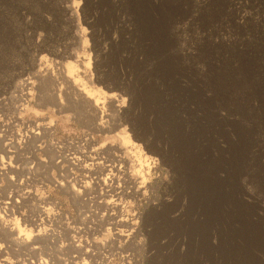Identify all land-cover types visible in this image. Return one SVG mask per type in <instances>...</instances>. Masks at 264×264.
Segmentation results:
<instances>
[{
	"label": "rangeland",
	"instance_id": "1",
	"mask_svg": "<svg viewBox=\"0 0 264 264\" xmlns=\"http://www.w3.org/2000/svg\"><path fill=\"white\" fill-rule=\"evenodd\" d=\"M76 55L89 63L92 89L114 95L96 116L105 131L68 99L54 104L40 71L75 68ZM37 125L60 140L92 133L88 150L109 158L128 134L154 161L144 177L120 163L124 182L113 186L123 184V196L103 195L96 179L118 169L77 166L87 184L70 182L74 193L56 181L51 130L19 140ZM2 127L16 145L10 157L0 145V199L12 197L5 217L18 227H0V243L15 249L0 254L10 264H264V0H0ZM52 205L60 213L41 208ZM120 217L132 231L114 224ZM19 230L35 242L17 244ZM73 234L83 241L71 244Z\"/></svg>",
	"mask_w": 264,
	"mask_h": 264
},
{
	"label": "bare ground",
	"instance_id": "2",
	"mask_svg": "<svg viewBox=\"0 0 264 264\" xmlns=\"http://www.w3.org/2000/svg\"><path fill=\"white\" fill-rule=\"evenodd\" d=\"M77 4H78L77 2L73 1V3L70 6H68L69 10L75 11V9L78 6ZM77 36L78 37L84 36V29L79 28L77 31ZM75 63H76L75 68L72 64H65V65H61L59 67H54V69H55L54 71H56V74L54 73L52 68L47 67V66H46L47 68L45 67V69L43 68L42 70H40L42 72H45L46 74L48 73L51 76L52 82H50L51 85L49 86L48 91L52 97V100L54 101V104H56L57 106H63V98L68 99V102H69L68 106L78 107L77 109H79V112H80L79 116L81 118L86 119V121L90 125L97 128L98 130L105 131V130H107L106 125L104 123H102V121L96 122V116L98 114H100V112H103V104L104 103H108L110 106L113 104L114 95H112V94L100 95V93L96 92V91H99V89H96V88H95L96 90L92 89L95 87V85H94L95 80L92 77V73H91L89 65H88L89 63L85 62V60L82 56L76 55ZM40 77H42V74L40 75ZM81 78H85L86 81L81 82L80 81ZM42 79L45 80V78H42ZM59 79H61V81H59ZM23 92L21 93L22 95L24 94ZM85 124H87V123H85ZM10 127H17V124L16 123L11 124ZM49 130H51L50 131L51 138L47 144L51 145V149L53 150L54 155H56V157H58L55 164L60 171L58 176L56 177V179H57L56 181H58V184H60V185H62L63 182H66L65 186L67 187V189L69 188V190H72L74 193L79 194L81 191L76 189L73 186V184H75L79 187H82V188H84L87 184V182L84 180L83 176L78 177L75 174L74 168H76L77 166H82L83 170L84 169L88 170V172L94 171L95 173H98L99 175L104 174V173L109 174V173H112L113 170L118 169V171H116L117 174L115 172V177H113V178L111 176H107V177H97L96 179L98 181H100V179H101L102 183L106 187V190H104L106 193L103 191V195H106L107 192H109V193L113 192V195L121 193L120 196L121 195L123 196V195L127 194V192L124 191L126 189L123 187V184H122V186L120 184V187L117 186L118 184L116 185L117 187L113 186V182H114L113 179H116V182H118L121 179L120 178V172H122L121 167L123 166L121 164L124 163L125 170L128 169V173H130L131 176L132 175L133 176L138 175V176L144 177V170H145L144 168L149 169V165L152 164L154 161V158L152 156L145 155V153H143V155L140 154V152H141L140 146L133 143L130 140V137L128 136V134L121 136L123 143L121 144V147L119 149H121V150L124 149L125 151H123V152L122 151L111 152V149H109L110 152L113 154L112 158L107 157V155L105 157L99 155L97 147H96V151H95V148L93 146L88 150L90 145H92L94 142H96L95 137L93 136L92 133H82L80 136L67 137V138L60 140V139H57L55 137H52L53 132H52L51 127H39V125H37L36 127H30V128L27 127L24 134H21L18 131L16 132V134L19 136V140H22L23 142H25L27 140H32V139H36V138L39 140L40 137H42L41 135L43 134V132L49 131ZM0 132H1L0 133V145L4 149L5 153L8 154V156L10 157L12 152H13V150L11 148H13L14 146L16 147V145L14 144L15 142L13 139L7 137V135H6L7 129L2 127L0 129ZM42 144H44V142H41L40 148L42 147ZM37 147L39 148V142H38ZM135 148L137 150L132 152V150ZM114 150H116V149H114ZM90 152L93 153L94 155L97 154L95 158L99 159V161L90 164L91 167L94 166L93 168H90V167H88L87 164H85V159L91 158L93 155V154L91 155ZM132 153L133 154L135 153L136 158ZM124 154H126V155H124ZM81 157H83V158H81ZM64 163H66V165H64ZM150 168H152V166H150ZM0 175H6L5 168L3 166H0ZM130 180L131 181L133 180L132 182H134L136 184V179L134 177L132 179L130 178ZM108 181H110V182H108ZM126 181H127V179H126ZM70 182H73V184H70ZM121 182H124V181H121ZM127 187H130V186L128 185ZM1 188H2V184L0 183V190H1ZM116 188L118 189V191L115 190ZM132 193H133V191H132ZM99 195L102 196L101 194H99ZM0 198H1V194H0ZM16 201L18 202V200H16ZM9 206H11V207L15 206V202L14 201L12 202V197H10L9 199H8V197H6L5 200L0 199V227H2V229H6L7 231L9 229V230H11L9 233H13L14 228L16 227L18 229V227H17V225H14L13 227H11L10 224L8 225L9 220L5 217V215H8L7 211L10 210ZM41 208H43L44 210L51 208L53 213H55V214L60 213L57 205H52V206H47V207L41 206ZM10 211H12V210H10ZM118 213H120V212H118ZM34 220H36V219H34ZM107 220H108V217H107ZM18 222H21V221L18 220L16 223H18ZM22 222H24V224H25V219H23ZM108 222H106V225ZM103 223H105V221H103ZM114 224L117 226L124 227L129 231H132L131 229L134 226V222L129 221V219L127 220V219H123V218L116 219ZM38 225H39V223H34V226H35L34 228L38 229V227H37ZM21 230H25V229H21ZM39 230L40 229H38V231ZM120 232H121V230H120ZM16 234L18 235V237H17V240H15V241L19 245H27V244L31 245L35 242L30 237V235H31L30 230H27V232H25V231L21 232L19 230V233H16ZM113 234H114V232H113ZM71 240H72L71 244H73V243L83 241V238L81 235L73 234V235H71ZM100 244L102 245L101 242H100ZM58 246L62 247L60 245H58ZM8 247L11 248V250H15L10 245H7V243L5 241H2L0 243V254L6 253L5 250ZM32 248L34 251L38 250L37 245H33ZM48 261H51L52 264H54V261L51 260V258L49 259L46 257L45 258L39 257L38 259L35 258V260L27 257V258L23 259L22 262H24V263L29 262L31 264H47ZM0 264H10V262L6 258H0Z\"/></svg>",
	"mask_w": 264,
	"mask_h": 264
}]
</instances>
